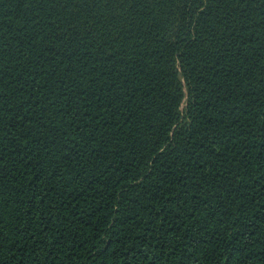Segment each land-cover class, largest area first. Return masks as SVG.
I'll return each instance as SVG.
<instances>
[{
  "label": "trees",
  "instance_id": "trees-1",
  "mask_svg": "<svg viewBox=\"0 0 264 264\" xmlns=\"http://www.w3.org/2000/svg\"><path fill=\"white\" fill-rule=\"evenodd\" d=\"M0 264H264V0H0Z\"/></svg>",
  "mask_w": 264,
  "mask_h": 264
}]
</instances>
